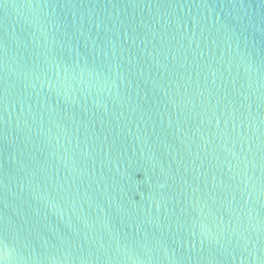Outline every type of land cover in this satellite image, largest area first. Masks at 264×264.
Masks as SVG:
<instances>
[{"label":"water","instance_id":"95a60500","mask_svg":"<svg viewBox=\"0 0 264 264\" xmlns=\"http://www.w3.org/2000/svg\"><path fill=\"white\" fill-rule=\"evenodd\" d=\"M0 264H264V0H0Z\"/></svg>","mask_w":264,"mask_h":264}]
</instances>
